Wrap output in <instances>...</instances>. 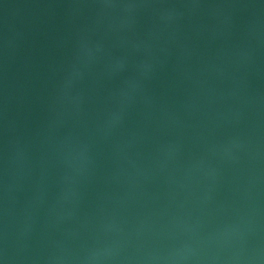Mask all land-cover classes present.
Wrapping results in <instances>:
<instances>
[{"label": "water", "instance_id": "1", "mask_svg": "<svg viewBox=\"0 0 264 264\" xmlns=\"http://www.w3.org/2000/svg\"><path fill=\"white\" fill-rule=\"evenodd\" d=\"M0 264H264V0H0Z\"/></svg>", "mask_w": 264, "mask_h": 264}]
</instances>
